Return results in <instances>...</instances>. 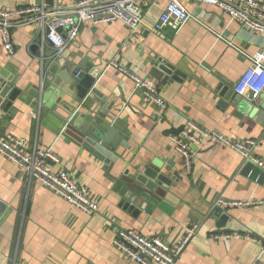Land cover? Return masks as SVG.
Masks as SVG:
<instances>
[{
    "label": "crops",
    "instance_id": "obj_1",
    "mask_svg": "<svg viewBox=\"0 0 264 264\" xmlns=\"http://www.w3.org/2000/svg\"><path fill=\"white\" fill-rule=\"evenodd\" d=\"M42 1L58 7L77 0H54V4L0 0V7ZM169 1L145 7L132 37L121 20L84 23L58 55L52 45H46L42 55L37 24L12 29L13 53L6 50L0 35V74L14 75L22 90L11 118L0 112V135L21 138L26 149L51 148L60 157L54 169H67L99 205V211L88 214L0 156V202L6 205L0 216V264H139L113 243L121 229L175 244L196 222L199 229L176 264H264V122L259 116L264 99L242 96L238 107H223L217 92L219 85L233 90L250 65L239 49L248 55L264 50V34L242 26L205 0H179L191 13L190 20L177 31L156 30ZM113 59L152 79L166 106L148 100L132 78L110 65ZM160 60L179 66L187 76L162 85L150 75ZM74 64L92 68L98 75V90L116 102L112 113L126 130L129 147H119L124 155L110 163L95 147L62 129L51 111L52 106L59 110L63 103L75 102L74 86L61 88L64 67ZM43 73L42 111L35 116L39 99L34 97L43 89ZM189 120L234 141L257 139L263 166L253 163L246 168L238 151L205 140L200 146L191 145L197 156L189 173L172 140ZM153 163L174 164L181 177L163 187L157 199L145 202L137 197L135 205L130 203L115 189L116 178L125 170L142 172ZM219 198L257 203L216 207ZM143 202L147 206L140 209ZM224 214L229 216L225 226L217 227ZM221 234L228 235L229 242Z\"/></svg>",
    "mask_w": 264,
    "mask_h": 264
},
{
    "label": "built area",
    "instance_id": "obj_2",
    "mask_svg": "<svg viewBox=\"0 0 264 264\" xmlns=\"http://www.w3.org/2000/svg\"><path fill=\"white\" fill-rule=\"evenodd\" d=\"M158 0H77L75 3L50 7L44 1L38 4L16 8L0 7V35L6 50L14 52L12 29L29 24L39 26L40 47L43 55L44 47L52 45L56 55L73 41L84 23H109L116 20L124 22L130 36L138 31L145 14V7ZM218 6L224 14L238 20L242 26L264 34V0H205ZM192 17L187 8L179 0H170L160 13L155 25L156 30L170 27L179 30ZM62 28L61 31L59 29ZM230 44L231 41L227 40ZM247 56L250 65L234 84L233 92L240 96L264 99V50ZM111 66L132 78L138 88L143 89L145 97L164 108L166 103L161 97L156 83L150 78L140 77L130 68L113 59ZM42 79V88L45 79ZM41 88V89H42ZM40 114V106L33 111ZM175 150L185 159V168L190 173L193 169L196 151L192 144L200 146L205 140L224 143L238 151L243 163H255L263 166V160L257 155L259 141L257 139L231 140L215 130H205L189 120L178 134L172 136ZM0 156L18 164L30 176L35 177L47 188L55 191L70 204L78 206L88 214L99 211V205L88 196V190L79 184L67 169H54L60 157L51 148H38L37 145L26 149L24 141L15 136L0 135ZM257 202L228 201L219 198L216 207L251 206ZM199 229V223H193L185 229L178 243L171 244L159 236H147L135 229H121L113 243L131 260L139 264H176L188 242ZM229 242V236L221 234Z\"/></svg>",
    "mask_w": 264,
    "mask_h": 264
},
{
    "label": "water",
    "instance_id": "obj_3",
    "mask_svg": "<svg viewBox=\"0 0 264 264\" xmlns=\"http://www.w3.org/2000/svg\"><path fill=\"white\" fill-rule=\"evenodd\" d=\"M46 1L48 4H54V0ZM61 30L62 28L59 29V31ZM63 70V85L61 88L72 84L76 94L74 96L75 102H65L59 110L56 106L51 107V111L59 118L62 129L95 147L105 157L106 163L115 161L119 156L122 157L124 153H119L118 149L121 146L127 149L129 143L126 130L121 128V125L117 122V116L112 113V110L116 107L115 100L109 99L108 96L98 90L96 87L98 75L92 71V68H87L82 64H74L64 67ZM150 75L160 81L162 85L174 81L181 82L187 76L179 66L162 60L158 65H153ZM43 90L44 88L41 93L39 92L34 97L39 99L37 104L40 106V111H42L44 98ZM217 92L221 96L219 103L223 107H227L229 104L238 107L243 102L242 96L236 95L233 97V90L225 85H219ZM21 97L22 90L16 86L14 75L1 73L0 112L9 114L7 117L11 118L10 113L14 107H17L14 105ZM249 99L253 100L252 97H249ZM259 116L264 122V112H259ZM252 164L247 163L246 168L253 166ZM179 173L180 170L174 164L169 163L168 166H164L161 163H153L142 172L131 173L129 170H125L120 177L116 178L115 189L134 205L137 197L148 202L162 196L164 192L162 188L169 186L173 179L178 176L181 177ZM145 202L141 203L140 209L146 208L147 204ZM5 209L6 205L0 202V216ZM148 211L150 210L148 209ZM228 217L227 214L222 215L217 222V227L225 226Z\"/></svg>",
    "mask_w": 264,
    "mask_h": 264
}]
</instances>
